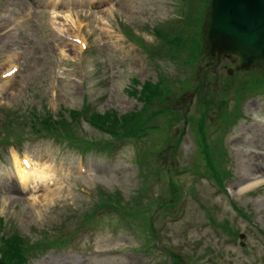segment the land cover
<instances>
[{
	"label": "rangeland",
	"instance_id": "1",
	"mask_svg": "<svg viewBox=\"0 0 264 264\" xmlns=\"http://www.w3.org/2000/svg\"><path fill=\"white\" fill-rule=\"evenodd\" d=\"M78 1L86 4L52 13L34 12V19L26 27V23L22 24V14L14 12L18 8L7 9L8 5L15 7V4L0 0V21L8 24V28L0 29V33L12 28V33L4 40L0 36V73L8 64H3L2 57L8 53L4 41L18 46L31 32L35 34L28 50L16 61L21 65V71L15 78L8 77L5 82L0 80V117L3 120L11 110L25 114L31 109L40 114L47 110L56 116L61 108H81L84 103H90L101 113L114 111L120 116L143 106L137 96L129 94L133 88L140 90V85L133 80L156 83L162 72L165 73L163 88L166 95L171 89L185 90L188 82L193 85L196 67L200 83L205 75L208 81H214L213 74L207 70L209 55H205L200 64L202 57L197 47L207 21L210 0H176V6L173 0ZM22 3L26 4L25 1ZM32 4L31 1L25 8L34 11ZM87 9L94 11L85 12ZM80 31L90 45L89 51L81 54L82 65H79L78 47L60 36L61 33L74 38ZM160 48L168 58L158 53L154 56ZM225 63L235 66L233 58ZM171 76L176 77L177 86L171 85ZM242 76L243 73H239L235 78ZM245 88V85H237L234 92L245 91ZM193 93L189 91L176 102L159 105L174 103L176 109L190 107L195 112ZM208 100L213 103L201 106L199 115L189 118L188 127L183 129L184 121L178 114L165 120L171 130L157 118L154 123L160 124V129L148 131L139 138L122 140L117 144L116 152L91 149L83 154L66 139L61 143L53 138H33L26 152L33 161L30 169L33 182L24 195L17 191L20 153L15 147L2 148L0 217L3 226H0V238L18 233L34 242L53 233L54 228L71 232L82 224L86 210L92 207L90 200L99 196L100 190L120 191L125 198L124 209L105 210L106 218L96 223L90 221L86 225H91L92 229L77 236V240H81L77 245L85 241L81 249L90 250L91 255L79 251L73 252L71 257L61 253L66 255L62 257L55 248L47 251V258H59V264H172L167 247L158 243L157 239H160L163 244L187 251L191 258L195 255L192 264H210L208 255L216 256L204 253L209 247L224 252L225 258L219 260V264H264V234L253 228L248 221L250 218L242 217L237 208H246L247 214L264 227V209L259 219L251 205L255 192L246 197L234 187L236 198L241 197L236 206L207 177L210 162L223 165L225 159L231 157L227 167L233 169L234 178L248 167L252 172L250 183L260 181L258 185L264 184V92L243 102L242 115L225 138L223 130L214 128L219 132L213 136V152L202 144L203 135L193 133L191 129L204 127V135H210L209 116L213 123L216 120L211 116L213 114L222 120V106L229 98L224 91L214 99L210 94ZM230 106L232 112H239L240 105L235 100ZM75 132L78 135L86 133L90 140L108 137L87 119L79 121ZM81 156L87 159L86 174L80 167ZM173 165L178 167L174 169L180 170V176L176 178L181 181L184 192L181 205L166 211L162 200L167 198L170 202L172 194L168 188L167 167ZM188 186L192 188L191 195L185 194ZM176 209L178 213L174 215ZM225 218L232 221L228 234L231 230L245 232L246 248L240 246L239 239H228L230 235L206 222L212 219L225 227L222 225ZM150 224L157 227L159 238L155 239V244L158 246L151 244L154 239L148 231ZM199 241L203 243L197 249Z\"/></svg>",
	"mask_w": 264,
	"mask_h": 264
},
{
	"label": "water",
	"instance_id": "2",
	"mask_svg": "<svg viewBox=\"0 0 264 264\" xmlns=\"http://www.w3.org/2000/svg\"><path fill=\"white\" fill-rule=\"evenodd\" d=\"M264 0H214L211 39L218 51L236 52L248 65L264 56Z\"/></svg>",
	"mask_w": 264,
	"mask_h": 264
},
{
	"label": "trees",
	"instance_id": "3",
	"mask_svg": "<svg viewBox=\"0 0 264 264\" xmlns=\"http://www.w3.org/2000/svg\"><path fill=\"white\" fill-rule=\"evenodd\" d=\"M159 94V89L158 87H154V85H152L151 83L147 82L143 85V88L141 90V98L143 99H151L153 96H157ZM135 114H126L123 116H117L115 112H106L104 114H98L97 115V119L100 122H103L104 124H106L108 127H111L113 131H122L124 129H126L129 125V123L131 122V118L134 116ZM47 121L50 123V125H55V121H51L50 119H47ZM125 131V130H124ZM107 197V196H106ZM109 197L111 198L110 200L114 199V201H117V203H120V199L122 198V196L120 195L119 192H115V193H111L109 195ZM22 240V239H20ZM13 241H9L8 244H6L2 249L3 253H2V257L4 259H10L9 264L12 263H18L21 264L23 262V258L22 256L19 254L20 248H16V245L13 244ZM8 246L7 249H5V247ZM10 246H11V252L10 253ZM15 247V248H14ZM177 262L179 264H181V261Z\"/></svg>",
	"mask_w": 264,
	"mask_h": 264
},
{
	"label": "bare ground",
	"instance_id": "4",
	"mask_svg": "<svg viewBox=\"0 0 264 264\" xmlns=\"http://www.w3.org/2000/svg\"><path fill=\"white\" fill-rule=\"evenodd\" d=\"M72 47H71V49L72 50H74V45H71ZM19 59V58H18ZM17 59V60H18ZM18 74V73H17ZM16 74V75H17ZM16 75H15V77H16ZM23 176H24V179H23V182L24 183H26L27 181H28V177H27V172L26 171H23ZM12 179H13V177H11ZM32 175H31V177H30V181H29V186L28 187H30V185L32 184ZM252 185V183H250V184H247V185H243V186H241L240 187V192H245V190H247L248 188H250V186Z\"/></svg>",
	"mask_w": 264,
	"mask_h": 264
}]
</instances>
